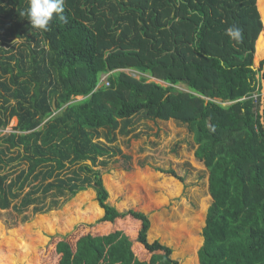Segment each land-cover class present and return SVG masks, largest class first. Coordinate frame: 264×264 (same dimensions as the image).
Returning <instances> with one entry per match:
<instances>
[{
  "label": "trees",
  "instance_id": "trees-1",
  "mask_svg": "<svg viewBox=\"0 0 264 264\" xmlns=\"http://www.w3.org/2000/svg\"><path fill=\"white\" fill-rule=\"evenodd\" d=\"M27 6L28 0H0V129L15 118L18 133L2 142L7 151H22L28 164L7 190L1 186L7 177H0V206L8 209L27 185L41 181L18 212L41 205L51 191L72 198L87 189L104 209L74 244L54 242L46 255L56 257L51 264H178L168 247L148 244L146 216L106 204L94 169L109 154L95 141L99 130L137 115L175 120L194 135L213 200L199 264H264V0H65L68 22L54 18L47 32L21 16ZM232 26L242 41L226 34ZM103 75L109 87H98ZM5 154L0 150V164ZM93 210L76 209L74 216L89 221L102 212L96 204ZM3 240L10 246L0 264L30 253L21 229ZM43 262L36 257L30 264Z\"/></svg>",
  "mask_w": 264,
  "mask_h": 264
},
{
  "label": "rangeland",
  "instance_id": "rangeland-1",
  "mask_svg": "<svg viewBox=\"0 0 264 264\" xmlns=\"http://www.w3.org/2000/svg\"><path fill=\"white\" fill-rule=\"evenodd\" d=\"M262 26L264 30V24ZM259 61L253 56L257 68ZM125 73L139 79L133 71ZM149 82L168 86L153 77ZM102 85L99 83L98 87ZM16 124L17 120L12 118L4 129H0V150L6 152L2 158L4 163L0 164V177H7L1 185L5 190L19 172H26L28 168L22 159V151L17 148L7 151L8 144L2 142L11 134L18 135ZM95 141L109 151L94 167L100 172L108 193L106 204L120 213L133 211L146 216L149 222L146 241L148 244L157 241L168 247L171 260L178 264H199L198 252L204 243L203 230L213 200L209 194L208 170L195 157L197 145L188 127L175 120H151L137 115L130 121H119L115 130H99ZM101 161L104 164H99ZM78 166L68 168L64 174L69 175ZM40 182L27 185L17 199L11 200L8 209L0 206V254H6V247L10 246L3 238L13 231L21 229L30 244L27 257L15 256L7 264H30L36 257L41 263L45 258L43 264L54 263L56 257L46 255L52 253L57 239H67L74 244L104 216V209L92 189L81 191L72 198L56 196L51 191L41 205L18 212L15 208L20 206L23 197ZM13 192L17 194L16 187ZM86 192L93 196L84 197ZM94 204L102 211L96 218L87 221L84 214L78 219L74 216L76 209L86 214L93 212ZM55 218L59 222L50 227L48 222Z\"/></svg>",
  "mask_w": 264,
  "mask_h": 264
},
{
  "label": "clouds",
  "instance_id": "clouds-1",
  "mask_svg": "<svg viewBox=\"0 0 264 264\" xmlns=\"http://www.w3.org/2000/svg\"><path fill=\"white\" fill-rule=\"evenodd\" d=\"M33 29L41 32L49 31L50 22L55 18L60 22L67 23L65 15V0H28L26 10L21 12ZM226 34L234 41H242L243 35L240 28L236 26L226 29ZM256 71L255 68L252 69ZM264 75V69H261Z\"/></svg>",
  "mask_w": 264,
  "mask_h": 264
},
{
  "label": "built area",
  "instance_id": "built-area-1",
  "mask_svg": "<svg viewBox=\"0 0 264 264\" xmlns=\"http://www.w3.org/2000/svg\"><path fill=\"white\" fill-rule=\"evenodd\" d=\"M107 78H108V75L101 76V79H100L99 83L105 85L106 87H109L110 83L108 82Z\"/></svg>",
  "mask_w": 264,
  "mask_h": 264
},
{
  "label": "water",
  "instance_id": "water-1",
  "mask_svg": "<svg viewBox=\"0 0 264 264\" xmlns=\"http://www.w3.org/2000/svg\"><path fill=\"white\" fill-rule=\"evenodd\" d=\"M262 91H263V95H264V83H263V90ZM53 106H54V101H53Z\"/></svg>",
  "mask_w": 264,
  "mask_h": 264
},
{
  "label": "crops",
  "instance_id": "crops-1",
  "mask_svg": "<svg viewBox=\"0 0 264 264\" xmlns=\"http://www.w3.org/2000/svg\"><path fill=\"white\" fill-rule=\"evenodd\" d=\"M262 59V58H261ZM260 60V59H259Z\"/></svg>",
  "mask_w": 264,
  "mask_h": 264
}]
</instances>
